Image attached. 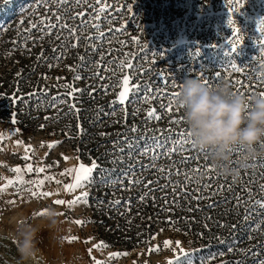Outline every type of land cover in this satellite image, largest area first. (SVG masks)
Wrapping results in <instances>:
<instances>
[{"label":"rangeland","instance_id":"1","mask_svg":"<svg viewBox=\"0 0 264 264\" xmlns=\"http://www.w3.org/2000/svg\"><path fill=\"white\" fill-rule=\"evenodd\" d=\"M228 7L225 0H15L0 8V64L14 52L37 56L36 74L48 85L30 108V131L0 118V264H28L12 233L19 220L39 223L49 206L63 243L40 230L42 257L32 264L264 261V147L243 165L246 149L233 151L236 172L222 174L192 137L181 144L179 133L189 130L178 119L179 95H171L189 75L235 92L242 80L249 97L264 91L256 42L264 0H247L233 14L245 36L234 53ZM215 72L223 74L218 81ZM125 75L130 91L121 103ZM36 110L55 115L37 123ZM93 161L89 180L69 190L75 170ZM61 199L76 202L55 203Z\"/></svg>","mask_w":264,"mask_h":264},{"label":"clouds","instance_id":"2","mask_svg":"<svg viewBox=\"0 0 264 264\" xmlns=\"http://www.w3.org/2000/svg\"><path fill=\"white\" fill-rule=\"evenodd\" d=\"M178 103L194 143L208 150V159L224 175L236 172L230 166L234 146L242 145L246 149L243 165L256 155L257 145L264 141V96L249 98L245 93L231 90L227 84L209 86L200 77L189 75L180 85ZM61 225L51 206L39 223L19 220L12 235L22 260L32 264L42 257L37 234L43 228L49 229L53 244L62 245ZM74 259L83 257L74 253Z\"/></svg>","mask_w":264,"mask_h":264},{"label":"trees","instance_id":"3","mask_svg":"<svg viewBox=\"0 0 264 264\" xmlns=\"http://www.w3.org/2000/svg\"><path fill=\"white\" fill-rule=\"evenodd\" d=\"M13 1L15 0H0V8ZM1 14L0 11V16ZM1 53L0 47V55ZM227 58L223 57L224 62L229 61ZM39 62L37 56L19 57L18 52H14L4 59L3 64H0V118L4 121L16 119V122L27 131H30L35 124L31 122L35 116L31 114L33 109L30 110V108L34 107L37 96L46 97L44 90L48 86L45 80L36 74V66ZM35 113L41 117L37 123L53 118L55 115V113H48L44 116L41 110H36Z\"/></svg>","mask_w":264,"mask_h":264},{"label":"snow or ice","instance_id":"4","mask_svg":"<svg viewBox=\"0 0 264 264\" xmlns=\"http://www.w3.org/2000/svg\"><path fill=\"white\" fill-rule=\"evenodd\" d=\"M225 2L229 5V7L227 8L228 12H229V16H228V19H227V24L232 28V34H231L230 37H228V41H229V43L231 45V50L230 51H231V53H234V52H236L239 49L240 45L243 44V42L245 40V36L243 34V31H242L241 27L237 25V22H236L233 14H235L237 12H241V9L243 8V6L247 2V0H225ZM128 7H131V5H128ZM100 11H104V8H101ZM97 19H99V17H97ZM256 27H257V31L259 33V36L256 39V42L260 45V48H259V51H260V63H261L262 66H264V17H261L259 19L258 24L256 25ZM195 54L196 55L199 54V49L196 50ZM121 67L122 68L123 67H127V68L130 69L131 65L122 63ZM231 67L235 68L237 71H240V69L235 64H232ZM17 75H19V73H17ZM214 75L216 77V80L218 81L222 77L223 74L220 73V72H215ZM201 76H203V73H201ZM261 80L264 81V75L261 76ZM129 81H130V76L129 75L123 76V78H122L123 90L119 92V100H120L121 103L125 102L128 99V95H129V91H130ZM204 82L207 85H209V86H213V84H216V81H211V80H205ZM233 83L240 85V89H238L237 92L244 93L242 91V89L244 87V84H243L242 80H236ZM216 85H218V84H216ZM68 95H72V93L69 92ZM171 95L173 97H175V96H178L179 93H171ZM255 95L264 96V91H261L259 93H255ZM249 98H251V97H249ZM167 107H168V111H172L171 103ZM250 107H251V105H250ZM154 112H155L154 109L151 110L149 112V115H152ZM174 119H177V118H174ZM178 119L182 121L184 118L183 117H179ZM133 130H135V129H133ZM179 135L181 137H184L181 140V144L189 143V139L188 138L191 137V132L190 131H188L187 133H179ZM55 143H57V142H55V141L52 142V144H55ZM191 146L195 147L194 141L191 142ZM261 146L264 147V141L261 142ZM239 150H242V145L234 146V148L232 149V151H239ZM25 159H27V157ZM208 167H212V166L208 165ZM96 168H97V164H96L95 161L92 162L91 166H87V165L81 163L79 168L75 170V183L74 184H69L66 187L69 190H72L75 187H78L82 181H88L89 178L91 177L93 169H96ZM27 170L28 171H32L33 170L31 164L27 165ZM14 171L19 172L20 168L17 167V168L14 169ZM38 171L43 172L44 169L40 168V169H38ZM66 171H73V170L72 169H68ZM17 179L21 183H23V178L22 177H18ZM233 179H235V177ZM9 183H11V181H9ZM39 183L43 184V180L39 181ZM4 187H6V185ZM262 187H264V186H262ZM43 194L44 195H51L52 193L47 192V193H43ZM33 195H35V193H33ZM81 196L82 197H87L88 193H82ZM75 202L76 201H74V200L65 201V200H62V199L55 201V203L60 204V205H63L65 203L71 205V204H74ZM117 203H119V201H117ZM259 203L261 205H264V199L260 200ZM45 212H47V209L44 210V213ZM76 222L77 223H82V221H79V220H77ZM68 239L74 240V239H76V237H68ZM164 243H165V245H168V244L171 243V241H165ZM177 243H179V242H177ZM183 251L184 250L181 249V252H183ZM113 255H119V253H115ZM96 264H103V262L96 261ZM170 264H171V262H170ZM175 264H182V261L177 259ZM187 264H192V261L190 259L187 260ZM261 264H264V261H262Z\"/></svg>","mask_w":264,"mask_h":264},{"label":"built area","instance_id":"5","mask_svg":"<svg viewBox=\"0 0 264 264\" xmlns=\"http://www.w3.org/2000/svg\"><path fill=\"white\" fill-rule=\"evenodd\" d=\"M201 57H205V56L203 55V56H201Z\"/></svg>","mask_w":264,"mask_h":264}]
</instances>
